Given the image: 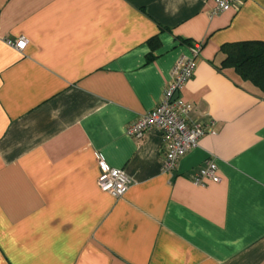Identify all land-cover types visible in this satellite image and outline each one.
Listing matches in <instances>:
<instances>
[{"label": "crops", "instance_id": "crops-1", "mask_svg": "<svg viewBox=\"0 0 264 264\" xmlns=\"http://www.w3.org/2000/svg\"><path fill=\"white\" fill-rule=\"evenodd\" d=\"M213 11L214 0H0V264H264V100L215 67L222 45L264 42V0ZM19 37L21 51L5 43ZM194 43L178 97L214 133L167 173L159 130L137 139L125 126L159 103ZM97 154L131 178L122 196L99 189ZM209 160L219 181L194 183Z\"/></svg>", "mask_w": 264, "mask_h": 264}, {"label": "built area", "instance_id": "built-area-1", "mask_svg": "<svg viewBox=\"0 0 264 264\" xmlns=\"http://www.w3.org/2000/svg\"><path fill=\"white\" fill-rule=\"evenodd\" d=\"M246 0H214L213 13L227 10L237 11ZM5 43L21 51L26 41L6 39ZM200 44L190 45L191 55L179 56L171 69V77L163 89L162 98L150 111L140 115L125 126V133L132 138L141 139L150 128H156L161 136V167L164 172L175 169L179 159L198 145L199 139L205 134H213L212 124L204 128L188 121L190 105L178 97V92L195 71ZM177 94L176 97H174ZM99 173L97 185L103 192L117 198L122 196L132 184L131 178L123 169L113 168L106 164L100 155H96ZM196 184H204L206 180L219 181L213 161H206L192 176Z\"/></svg>", "mask_w": 264, "mask_h": 264}, {"label": "trees", "instance_id": "trees-1", "mask_svg": "<svg viewBox=\"0 0 264 264\" xmlns=\"http://www.w3.org/2000/svg\"><path fill=\"white\" fill-rule=\"evenodd\" d=\"M153 39L148 40L151 49L158 46V41L155 39L152 42ZM220 51L224 56L215 65L216 69L232 67L244 82L249 83L258 91L264 100V42L227 43L221 46ZM153 57L152 53H148L146 59L151 61Z\"/></svg>", "mask_w": 264, "mask_h": 264}, {"label": "water", "instance_id": "water-1", "mask_svg": "<svg viewBox=\"0 0 264 264\" xmlns=\"http://www.w3.org/2000/svg\"><path fill=\"white\" fill-rule=\"evenodd\" d=\"M176 96H177V94L174 97H176Z\"/></svg>", "mask_w": 264, "mask_h": 264}]
</instances>
